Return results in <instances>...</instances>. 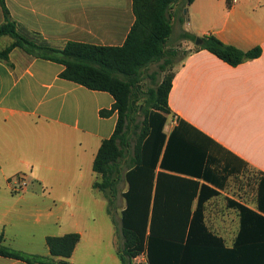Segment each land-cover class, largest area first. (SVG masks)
Returning <instances> with one entry per match:
<instances>
[{
  "label": "crops",
  "instance_id": "1",
  "mask_svg": "<svg viewBox=\"0 0 264 264\" xmlns=\"http://www.w3.org/2000/svg\"><path fill=\"white\" fill-rule=\"evenodd\" d=\"M3 1L21 33L37 34L58 48L68 42L122 46L135 23L133 0ZM187 8L192 9L197 32L192 34H212L243 51L262 50L260 57L233 67L207 50L196 51L187 40L168 96L172 114L165 132L169 135L182 120L208 137L216 159L209 163V171L224 183L221 187L199 179L219 193L206 201L204 221L222 244H193L207 249L205 257L175 258L174 263L238 264L226 252L235 247L241 230L240 212L229 200L264 216L258 209L257 189L251 203L228 191L236 178L251 173L257 180L264 175V0H195ZM4 22L0 4V25ZM12 42L9 36L0 37V52ZM63 70L62 64L36 58L21 48H15L8 59L0 58V234L5 246L15 250L21 251L19 240L32 248L37 242L47 245L49 236L66 235L54 231L65 213L76 218L85 209V201H100L101 191L94 189L100 177L93 164L102 142L113 136L118 123L117 111L106 117L100 113L112 110L115 99L108 92L61 78ZM226 162L232 175L223 171ZM16 176L29 180L35 190L8 192ZM125 184L113 205L121 201V228L126 180ZM107 205L109 214V201ZM75 226V232L81 231L77 222ZM38 228L46 232L41 238L35 237ZM50 230L53 233H47ZM24 232L29 236H23ZM40 256L50 257L49 249ZM0 264L27 263L0 256ZM142 264H149L147 256Z\"/></svg>",
  "mask_w": 264,
  "mask_h": 264
},
{
  "label": "trees",
  "instance_id": "2",
  "mask_svg": "<svg viewBox=\"0 0 264 264\" xmlns=\"http://www.w3.org/2000/svg\"><path fill=\"white\" fill-rule=\"evenodd\" d=\"M194 1L185 0L184 9ZM177 2L133 0L135 23L122 46L68 42L58 48L37 34L21 33L11 20L5 2L0 0L5 17L0 25V37L13 39L0 52V58L8 59L15 48H21L36 58L62 64L61 78L114 97L113 109L100 113L106 117L117 111L118 123L113 136L102 142L95 157L93 170L100 180L94 183V189L104 192L112 207L121 181L126 180L128 189L123 194L126 207L122 212L125 255L132 260L146 253L149 264H177L175 258L205 257L207 249H198L193 244H222V239L213 235L204 221L206 201L219 193L199 182L204 179L224 187L223 181H217L213 171H209V163L216 161L210 153L212 141L182 120L169 135L165 132L168 116L172 114L168 96L174 72L156 89L148 91L149 111L136 146L134 163L125 172L120 165L130 149L128 134L134 90L143 70L164 57V47L173 30L170 10ZM182 37L193 42L197 39L188 33ZM201 39L203 43L195 47L196 51L207 50L233 67L262 54L260 47L243 51L226 45L212 34ZM228 165L226 162L223 171L232 175L234 171L228 170ZM256 185L258 209L264 213V175L257 178ZM195 199L198 201L193 211ZM229 204L240 212L241 230L235 247L226 252L238 264L242 261V264H264V216L236 201L229 200ZM80 240L79 233L49 236L50 257H44L5 246V237L0 234V256L27 264H71L68 260Z\"/></svg>",
  "mask_w": 264,
  "mask_h": 264
},
{
  "label": "rangeland",
  "instance_id": "3",
  "mask_svg": "<svg viewBox=\"0 0 264 264\" xmlns=\"http://www.w3.org/2000/svg\"><path fill=\"white\" fill-rule=\"evenodd\" d=\"M184 5L185 0H178V2L172 6L170 14L173 30L171 37L164 47V57L161 61L150 64L143 70L140 82L134 90L135 96H133L128 134L130 149L129 152L125 154L120 164L123 172H125L130 165H133L135 160L136 146L142 134L146 113L149 111V106L146 102L148 91L156 89L165 78L173 73L176 66L181 63L184 58V51L188 48V42L186 39H183V34L188 33L194 35L192 33H197L193 31L194 22L191 18L192 9L190 11H188L189 8L185 9L187 10L185 14V12H183ZM196 37L202 38L201 36ZM192 43L194 45H192L193 48H195V42L192 41ZM166 129L169 130V127ZM15 178L16 179L10 181V189H8V192L11 194H22L26 189H30V191L35 190L31 187V182L29 180L21 179L19 176ZM125 186L126 184L123 178L119 185V192H122ZM228 191L237 198H242L244 201H249V203H251L255 198V176L250 173L244 178H236L233 182V187L228 188ZM98 198L100 200L99 202L91 199L85 201V209L80 211L76 218H73L70 213L68 214L66 212L64 217L61 218V224L54 225V231L59 234H67L70 231L74 233L76 222L79 226L77 229L81 230L76 231L82 234V239L69 261L72 264H123L122 261H124L125 258V264L144 263L146 261V256L143 254H140L137 258L132 260L125 255V239L121 228V214L119 211L121 201L119 200L115 203V206H112L108 214V198L105 193L101 192L100 195L98 194ZM57 219V217L53 218V220ZM29 224L34 226V218ZM59 225H61V228L58 229ZM48 229L50 228L48 227ZM36 230L34 229L33 231ZM45 233L43 229L38 228L35 237L41 238ZM47 233L53 232L50 230L47 231ZM23 236H29V233L24 232ZM19 242L20 244L17 245H19L20 250L25 253L44 255L48 252L45 242L33 243L32 248L25 244V240H19Z\"/></svg>",
  "mask_w": 264,
  "mask_h": 264
},
{
  "label": "water",
  "instance_id": "4",
  "mask_svg": "<svg viewBox=\"0 0 264 264\" xmlns=\"http://www.w3.org/2000/svg\"><path fill=\"white\" fill-rule=\"evenodd\" d=\"M184 12H185V14H186L187 10H185ZM202 43H203V41H202L201 38H197L196 41H195V45H196V46H200V45H202Z\"/></svg>",
  "mask_w": 264,
  "mask_h": 264
}]
</instances>
